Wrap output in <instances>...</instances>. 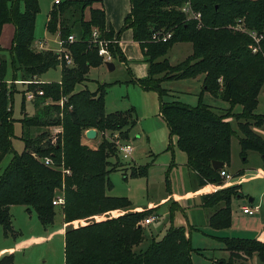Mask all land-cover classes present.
<instances>
[{
  "label": "trees",
  "instance_id": "trees-1",
  "mask_svg": "<svg viewBox=\"0 0 264 264\" xmlns=\"http://www.w3.org/2000/svg\"><path fill=\"white\" fill-rule=\"evenodd\" d=\"M94 1L59 0L52 2L48 10L45 30L55 33L58 29L60 39L72 34L63 16L67 11L71 15L78 12L74 21L79 24L80 35L72 42L63 43L71 58V63L66 64L63 57L52 50L33 48L37 0H0V36L4 24L14 26L9 48L11 81L32 80L56 66L60 70L58 82L26 85L30 89L41 88L43 94L33 102L35 111L31 115L23 112L19 119L27 134L23 138V150L16 152L12 145L14 91L6 82L7 60L0 48V162L7 153H13L0 174V223L4 234L13 231L11 205L33 209L39 222L46 226L54 214L51 201L60 196L62 203L58 207L66 224L64 264H191L193 249L180 226L169 225L159 239L151 238L144 249H133L143 239L140 221L147 216L146 209L70 225L74 220L130 205L124 197L105 193L110 186L108 171L121 163L115 147L101 132H117L127 139L129 129L135 124L134 109L106 112L103 97L107 84L103 82L98 83L94 91L74 90L76 84L86 79L89 67L102 64L96 45L90 41L92 29L97 30L99 38L110 40L113 37V30L104 27L102 7L92 6ZM128 1L129 11L123 19V27L131 29L132 38L139 44L147 64L146 76L130 78V81L142 90L157 94L158 113L168 137L175 138V145L185 154L186 166L195 172L198 185L222 183L211 161L228 164L232 136L237 138L240 157H245L248 150L264 156V139L247 123L253 120V127H256L264 121V113H255L257 96L264 84V0ZM186 1L192 11L199 13L198 21L186 18L179 10ZM86 8L87 17L84 16ZM237 22L241 23L240 29L232 27ZM154 31H169L170 37L166 41H151ZM251 31L261 34L255 52L250 49ZM176 42H190L192 51L183 60L170 65L163 56ZM107 48L112 60L123 61L117 43L110 41ZM197 75H202L201 92L206 91L227 103L224 113L213 112L200 100L194 106L174 99L165 100L168 92L160 87L162 80ZM60 97H63L62 105L54 103ZM47 99L53 102L45 103ZM234 105L241 107L234 117L245 120L237 122L241 136L236 135L226 120L227 112ZM21 109L25 110L23 93ZM31 127L43 129L30 137ZM89 128L100 135L95 147L81 141L83 132ZM54 129L60 131L51 143ZM44 157L50 159L51 166L43 164ZM109 157H114L115 162L109 163ZM146 167L131 166L129 176L146 175ZM62 169H68L69 173L63 174ZM237 188L236 185L221 186L201 196L202 206L212 210L208 217L210 228L229 227L230 201L239 194ZM222 241L229 255L221 264H242L240 259L249 258L253 253L264 263V241L228 238Z\"/></svg>",
  "mask_w": 264,
  "mask_h": 264
},
{
  "label": "rangeland",
  "instance_id": "rangeland-1",
  "mask_svg": "<svg viewBox=\"0 0 264 264\" xmlns=\"http://www.w3.org/2000/svg\"><path fill=\"white\" fill-rule=\"evenodd\" d=\"M52 1L37 0L38 12L34 18L33 38L35 41L39 39L45 41L46 48L56 50L59 47L57 33H48L44 27L46 15ZM86 15L84 14L85 17ZM77 17L78 12L71 15L70 11H67L62 18L63 21L65 20L66 25L71 28V33L75 38L80 35L79 24L74 21ZM239 25L241 27V23ZM232 27L236 29L235 23L232 24ZM11 31L12 24H5L0 37L2 53L7 60V79L10 81L12 75L9 55L12 39ZM191 51V43L185 42L174 45L166 52L163 58L172 65L183 60ZM111 61L115 68L110 71L103 65L89 67L86 79L82 83L76 84L74 90L86 88L89 91H94L97 84L103 82L107 84L103 97L106 112L122 113L130 107L134 108L136 122L128 132V139H130L132 147L130 158L123 159L119 153L117 154L121 165L114 170L108 171L107 178L110 186L105 189V193L109 196L124 197L129 200L133 208L146 209L148 211L147 215L151 214L154 209L147 207L156 208L158 218L148 225H143V239L133 249H144L151 238L159 239L165 227L170 223L175 226L184 225L189 229V240L193 249L190 254L191 264H221V260H227L229 255V252L224 249L222 239H254L260 230L264 232L262 229L264 225L260 227L261 225L257 224V220H253L255 215H260V213L264 212L263 206L258 208V212L253 214L252 217L242 218L240 217L239 205L234 202L230 206L232 220L230 227L221 230L210 228L205 218L206 213L210 209L201 207L198 204L200 195L198 192L200 189L196 185L195 175L188 168V170L186 169L184 164L185 154L176 147L175 138L173 136L168 137L167 128L158 115L157 94L144 95L146 90H142L137 84L130 81L129 69L119 60L111 59ZM59 78L60 70L56 66L41 74L39 80L41 83H49L51 81L58 82ZM34 79L38 78L34 77ZM189 81L184 78L180 81L169 80L161 83L160 87L172 94L171 97L165 96V100L174 99L190 106H194L200 100L209 105L213 112L217 114L224 113V109L228 107L224 101L206 91L201 92L199 84ZM13 88L15 89L12 101V117L15 121L13 123L12 145L14 151L21 152L24 147L23 138H25L27 130L22 127L19 119L23 116V112L31 115L35 108L33 109L32 105L24 100L25 110L21 109L22 91L27 89L25 85L16 84ZM166 88H169L170 91ZM202 93H204L203 98L201 96ZM145 96L149 97V103L146 100L148 98H145ZM236 110L240 111L237 105L233 111ZM255 113H264V84L257 96ZM226 116L228 121H230L231 128H235V132L241 136V132L237 128V122L243 123L245 120H237L231 110L227 112ZM247 123L256 133L252 124L253 120L249 119ZM41 129L43 128L31 127L29 129L30 137H35ZM257 133L264 139V121L257 129ZM99 140L100 135L98 133L87 144L95 147ZM238 151L236 137L232 136L229 144L228 164V170L232 175V184L227 182L226 186H238V190L242 194L243 203L248 207L264 203V190L261 191L262 187L264 188V178L260 172L257 173L259 170H264L262 160L258 154L251 151L247 156V162H243ZM251 154L254 156H250ZM12 155V152L7 153L1 160L0 174L9 163ZM108 161L109 163H114L115 158L109 157ZM139 165L147 166L146 175L130 177V167ZM241 169L243 171H240ZM123 174L126 175L125 179ZM211 186L215 187V185ZM246 196L253 198V201L248 202ZM173 200L184 207L182 212L180 210L173 211L176 209L174 202H172ZM131 207L108 210L77 221L74 220L70 225L76 226L88 220L98 221L107 217H116L122 213L132 211ZM169 210L173 211V213L170 214ZM9 211L13 231L5 235L3 226L0 223V264H64L63 236L60 232L62 221L58 205H54L51 223L46 226L39 222L33 209L27 210L24 205H11ZM187 223L190 225L187 226ZM240 260L242 264H264L258 260L255 253L249 258Z\"/></svg>",
  "mask_w": 264,
  "mask_h": 264
},
{
  "label": "crops",
  "instance_id": "crops-1",
  "mask_svg": "<svg viewBox=\"0 0 264 264\" xmlns=\"http://www.w3.org/2000/svg\"><path fill=\"white\" fill-rule=\"evenodd\" d=\"M56 1H59V0H53L52 2H56ZM92 6H101L102 7V9H103V14H104V27H105V29H108V28H111L112 30H113V37L114 38H116L117 39V45H118V47H119V49H120V52H121V54H122V57H123V61L121 62L122 64H124L128 69H129V75L131 76V78H143V77H145L146 76V69H147V64H146V62L143 60V56H142V53H141V50H140V47H139V44L132 38V35H131V29L130 28H128V27H123V19H124V17H125V15L128 13V11H129V1L128 0H96V1H94L93 3H92ZM87 14V15H86ZM85 15H86V17L88 16V11H87V8L85 9ZM7 24V23H6ZM12 24V23H11ZM5 25V24H4ZM4 25H3V27H4ZM2 31H3V28H2ZM12 35H11V38H12V36H13V32H14V26L12 25ZM1 34H2V32H1ZM116 34H117V36H116ZM1 37V36H0ZM1 39V38H0ZM12 40V39H11ZM35 40H33V43H32V45H34L35 44ZM182 43H185V42H176V43H174V44H172V46L170 47V48H172L174 45H177V44H182ZM10 45H11V42H10ZM0 48H1V46H0ZM170 48H169V50H170ZM168 50V51H169ZM171 64V63H170ZM101 65H103L104 66V64H101ZM173 65V64H172ZM100 66V65H99ZM106 68V67H105ZM115 67H114V65H113V69H114ZM41 76V75H40ZM40 76H38L37 78H38V80L40 79ZM182 79H184V78H182ZM182 79H176L177 81H180V80H182ZM188 80H190L189 82H191V83H193V82H195L194 84H199L200 85V90H201V80H202V75H197L196 77H194V78H187ZM21 81V79H19V80H15V82L13 81H10V80H7L6 82H7V85L9 86V89H13V91H14V89L15 88H12L11 87V85H16V84H22V85H27V84H24V83H22V82H20ZM40 81V80H39ZM165 81H169V80H162L161 82H160V85H161V83H163V82H165ZM172 86V85H171ZM27 87V86H26ZM173 87V86H172ZM162 88V87H161ZM167 90H169L170 91V89L169 88H166ZM175 89V88H174ZM151 93H153V94H155V92L154 91H152V90H146V91H144V95H146V94H151ZM13 94H14V92H13ZM203 94L204 93H202L201 94V96H202V98H203ZM166 96L167 97H171L172 96V94L170 93V92H168L167 94H166ZM145 98H148V99H146V100H148V103H149V97H146L145 96ZM169 99V98H168ZM25 100V99H24ZM169 100H171V99H169ZM25 101H27V100H25ZM31 105H32V107H33V102L34 101H28ZM226 103V102H225ZM186 104V103H185ZM226 105H227V103H226ZM236 105H234L233 107H232V109H231V111L232 112H234V113H237V112H239L238 110H236V111H233V109H234V107H235ZM237 106H239V108H241L240 107V105H237ZM156 107H157V105H156ZM227 107V106H226ZM133 108V107H132ZM158 108V107H157ZM34 109V108H33ZM134 109V108H133ZM226 109V108H225ZM158 110V109H157ZM158 115H159V113H158ZM136 115H135V112H134V118H135V122H136V117H135ZM161 118V117H160ZM226 120H228V117H226ZM230 122V121H229ZM261 125V124H260ZM260 125L259 126H257V127H254V129L256 130V133H257V129L260 127ZM134 126V125H133ZM132 126V127H133ZM235 129V128H234ZM130 130V129H129ZM129 132V131H128ZM236 133V132H235ZM258 134V133H257ZM236 135H238L237 133H236ZM97 136V133L95 132V136H94V138ZM238 136H240V135H238ZM234 137H236V136H234ZM83 138H84V140H83ZM94 138H92V139H86L85 137H84V132H83V136H82V142L83 143H85V144H87V142H90V141H92ZM129 138V135H128V137H127V141H129V143H130V139H128ZM236 140H237V138H236ZM237 143H238V141H237ZM88 145V144H87ZM89 146V145H88ZM238 149H239V145H238ZM252 150H248V151H246V155H245V157H242V159H241V161H243V162H247V156L250 154V152H251ZM252 152H255V151H252ZM238 153H239V151H238ZM256 154H258L259 156H260V158H261V160H262V166H263V161H264V156H262V155H260L259 153H257V152H255ZM250 156H254V155H250ZM185 164V166H186V163H184ZM228 164H229V162H228ZM228 164L227 165H223L222 164V166H224L223 168L228 172V173H230V171L228 170ZM264 167V166H263ZM188 167L186 166V169H187ZM189 169V171L192 173V174H194L195 175V181H196V185L199 187L198 189H200L199 190V192L198 193H200V195H199V205L201 206V207H203L202 206V202H201V196L203 195V194H205V193H210L211 191H214L213 189H212V187H211V185L210 184H205V185H202V186H200V185H198V181H197V176H196V174H195V172L193 171V170H191L190 168H188ZM187 169V170H188ZM240 171H243V169H241ZM260 172V174L262 175V177L264 178V170H259L257 173H259ZM230 176H232L231 175V173H230ZM231 179H232V177L230 178V180L228 181L229 182V184H232V181H231ZM207 186V187H206ZM208 186H210L209 188H208ZM204 187H206V188H204ZM201 189H203V190H201ZM237 190H238V188H237ZM264 190V188L262 187V189H261V191H263ZM201 191H203V192H201ZM238 192H239V194H238V196H235V197H232L231 198V201H230V206L232 205V203H236L237 205H239V210L241 211L240 212V217H242V218H246V217H252V215L253 214H256L257 212H258V208H260V207H262L263 206V211H264V203H260V204H257V209H256V211L254 212V213H252V214H246V213H243L242 212V207H245L246 205H245V203H243V198H242V194H241V192H240V190H238ZM264 198V197H263ZM246 199H247V201L248 202H251V201H253V198H250L249 196H246ZM172 202H174V204H175V207H176V209H174L173 211H177V210H180V212H182L183 211V206L180 204V203H178L177 201H175V200H173ZM129 207H131V202H130V205H129ZM147 208H154L153 210H152V213H154V214H157L156 213V208L155 207H147ZM142 208H133V207H131V210H141ZM209 209V208H208ZM173 211H171V210H169V213L170 214H172L173 213ZM211 212H212V210L210 209V211L209 212H207L206 213V215H205V218H206V223H207V225H208V217H209V215L211 214ZM253 220H257V224L258 225H261L260 227H263V225H264V212H262V213H260V215H255V217L253 218ZM61 229H60V232L62 233V236H63V231H64V227L66 226V224L65 223H63V220H62V215H61ZM171 221V220H170ZM255 221H253L254 223H255ZM231 222H232V220H231V208H230V224H231ZM150 224V223H149ZM256 224V223H255ZM146 225H148V224H146ZM169 225H172V223H170ZM168 225V226H169ZM190 224L189 223H187V226H189ZM143 226V225H142ZM168 226H166L165 227V229L168 227ZM172 226H175V225H172ZM178 226H180V227H182L183 229H184V232H185V234H186V236H188L189 237V229L188 228H186L184 225H178ZM192 227H194V226H192ZM229 227H230V225H229ZM165 229H164V231H165ZM226 229V228H225ZM263 230H264V227L262 228ZM215 230V229H214ZM221 230V229H220ZM164 233V232H163ZM254 239H257V240H260V241H264V232L263 231H261L260 230V232H259V234L254 238Z\"/></svg>",
  "mask_w": 264,
  "mask_h": 264
},
{
  "label": "built area",
  "instance_id": "built-area-1",
  "mask_svg": "<svg viewBox=\"0 0 264 264\" xmlns=\"http://www.w3.org/2000/svg\"><path fill=\"white\" fill-rule=\"evenodd\" d=\"M179 10L186 15V18H192V19H195L197 21L199 20V13L192 11L189 8V3L187 1L184 2L179 7ZM237 27L240 29L239 22L236 23V28ZM55 33H57V35H58L59 47L56 50H52V51L56 52L60 56H62L66 64H70L71 58H70L66 48L63 46V43L72 42L77 38H75L72 34H69L65 37V39H60L58 29L56 30ZM249 35L251 36L252 41H253V43L250 45L251 52H255L258 49V42H259V39L261 38V34L257 35L256 32L251 31V32H249ZM169 37H170L169 31H166V32L154 31L151 33L150 39H151V41H154V42L166 41ZM90 41L96 45V53L101 58L102 64L105 61H111V55L108 51L107 43L110 41L113 43H117L116 38L112 37V39H110V40L99 38L97 30L95 28H93L91 31ZM45 44H46L45 41L39 39L35 42V44L33 45V48L35 50H50V49L45 47ZM20 82H22L24 84H30L31 82L41 83L40 81L38 82V80H36L34 78L32 80H26V81L21 80ZM22 93H23V97L25 100L34 101L36 98L40 97L43 94V91L41 88L36 87L35 89L27 88ZM62 101H63V97H60L58 100L54 101V103H58L59 105H62ZM48 102L51 103L53 101L50 99H47L45 101V103H48ZM58 131H60V130L59 129L53 130L54 134L50 138L51 143H54V141L56 139V132H58ZM101 135L103 138L107 139V141L112 143V145L115 147L116 154L119 153L123 159L130 158V155L132 152V147H131L129 141H127V139L121 138L117 132H109L108 133V132L103 131V132H101ZM42 161H43V164L46 166H51V164H52L50 159H48L46 157H44ZM62 173L68 174L69 171H68V169H62ZM218 174H219L220 178L222 179V183L221 184H210V185H215V187L211 186L213 190H216V189L220 188L221 186H226V183L231 178L230 174L224 168L218 169ZM61 203H62V198L60 196H56L51 201L52 205H58L59 206ZM256 209H257V205L253 206V207L245 206V207H242L241 210L243 213L252 214L256 211ZM157 218H158L157 214L151 213V214L147 215L146 217H144L140 221V224L141 225L149 224L152 221L156 220Z\"/></svg>",
  "mask_w": 264,
  "mask_h": 264
},
{
  "label": "water",
  "instance_id": "water-1",
  "mask_svg": "<svg viewBox=\"0 0 264 264\" xmlns=\"http://www.w3.org/2000/svg\"><path fill=\"white\" fill-rule=\"evenodd\" d=\"M103 64H104V66L106 67V69L108 71H110V70L113 69V63H112V61H105ZM94 136H95V130L94 129L89 128V129H87V130L84 131V137L86 139H92V138H94ZM222 164L223 163L221 161H218V160H212L211 161V167L213 169H215V170L216 169H220L222 167Z\"/></svg>",
  "mask_w": 264,
  "mask_h": 264
}]
</instances>
